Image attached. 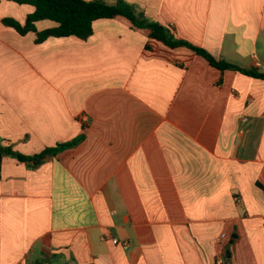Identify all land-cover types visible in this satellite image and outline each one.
Here are the masks:
<instances>
[{
	"label": "crops",
	"instance_id": "1",
	"mask_svg": "<svg viewBox=\"0 0 264 264\" xmlns=\"http://www.w3.org/2000/svg\"><path fill=\"white\" fill-rule=\"evenodd\" d=\"M123 1L264 73V0ZM32 12L0 2V144L82 139L38 166L2 158L0 264H264V80L120 16L41 43L1 22Z\"/></svg>",
	"mask_w": 264,
	"mask_h": 264
},
{
	"label": "trees",
	"instance_id": "2",
	"mask_svg": "<svg viewBox=\"0 0 264 264\" xmlns=\"http://www.w3.org/2000/svg\"><path fill=\"white\" fill-rule=\"evenodd\" d=\"M17 5H29L33 12L26 16L23 22L13 18H2L3 25L13 28L20 35L33 32L36 35V43H41L47 38L76 37L80 40H87L93 33V23L99 19H109L117 16L126 18L134 27L149 31L150 38L174 48L185 46L202 57L212 67L225 71L232 70L241 74L264 80V73L256 70H244L225 60H216L206 50L195 47L185 41L173 38L169 30L155 22L146 19L142 11L135 6L118 0L114 5L105 0H7ZM1 2V0H0ZM39 21H51L54 27L38 31L36 23ZM82 139V136L66 143L57 144L53 147H46L39 153L31 156L23 155L14 151L8 144H0V176L1 162L5 156H10L20 162L31 163L33 166L40 165L49 157H55L65 149L71 148ZM35 264H42L36 262Z\"/></svg>",
	"mask_w": 264,
	"mask_h": 264
},
{
	"label": "built area",
	"instance_id": "3",
	"mask_svg": "<svg viewBox=\"0 0 264 264\" xmlns=\"http://www.w3.org/2000/svg\"><path fill=\"white\" fill-rule=\"evenodd\" d=\"M221 237H224V235H222ZM112 242L114 244L122 243V242H119V240H117V239H112ZM122 245H123V247H127L128 246V243L123 242Z\"/></svg>",
	"mask_w": 264,
	"mask_h": 264
},
{
	"label": "rangeland",
	"instance_id": "4",
	"mask_svg": "<svg viewBox=\"0 0 264 264\" xmlns=\"http://www.w3.org/2000/svg\"><path fill=\"white\" fill-rule=\"evenodd\" d=\"M52 24V23H51Z\"/></svg>",
	"mask_w": 264,
	"mask_h": 264
}]
</instances>
